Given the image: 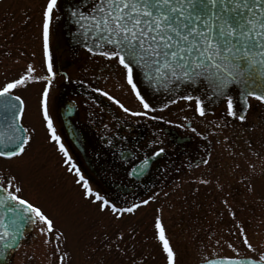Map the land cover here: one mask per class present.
I'll return each mask as SVG.
<instances>
[{
    "label": "rangeland",
    "instance_id": "rangeland-1",
    "mask_svg": "<svg viewBox=\"0 0 264 264\" xmlns=\"http://www.w3.org/2000/svg\"><path fill=\"white\" fill-rule=\"evenodd\" d=\"M45 1L0 0V85L23 73L28 64L34 66L36 76L48 75L41 51V15ZM53 41L52 37L50 42ZM82 54L81 59L85 60L76 66L68 64L69 72L75 78H83L82 82L92 89L90 91L97 85L103 87L96 82L97 69L92 68L91 63H84L92 57L86 59L85 53ZM44 85L46 81L37 79L14 91L25 101L22 121L32 140L21 158H0V177H18L23 196L41 206L54 219L56 227L66 233V242L62 244L63 251L69 253L66 264H166L161 245L154 238L157 216L177 253L176 264H198L212 257H236L225 243L229 240L237 245L241 256L256 257L264 250V103L250 98L246 119H233L237 127L232 130L227 124L225 101L214 105L204 116L199 115V122L205 121L202 128L210 126L214 133L210 163L184 175L179 174L183 172L179 167L169 168L153 188L129 196L123 204L117 203L126 206L155 197L134 214H125L117 221L82 198V189L75 183V172L67 170L58 148L48 138L40 117V92ZM78 101L82 110L91 112L99 108L88 97ZM105 101L128 119L133 117L108 99ZM121 102L132 111H142L133 106L130 99L123 98ZM49 105L54 118L52 98ZM105 110L106 107L101 109L100 113H104L101 118L109 123ZM109 124L115 126L116 121ZM120 126L117 132L130 137ZM248 178H251L252 191L246 188ZM201 180L209 182L203 184ZM225 200L228 205L223 203ZM228 206L236 211L237 220L245 224L256 253H249L230 235ZM121 231L125 234L121 250L116 249L115 243L111 249L106 247L108 240L115 241V234ZM30 234L12 253L10 264H57L52 248L43 243L44 237L35 229L30 230Z\"/></svg>",
    "mask_w": 264,
    "mask_h": 264
},
{
    "label": "snow or ice",
    "instance_id": "snow-or-ice-1",
    "mask_svg": "<svg viewBox=\"0 0 264 264\" xmlns=\"http://www.w3.org/2000/svg\"><path fill=\"white\" fill-rule=\"evenodd\" d=\"M57 4L58 0H47L42 11L43 56L49 75L36 76L34 66L28 64L23 73L0 85V100L4 102L2 106L10 115L6 124L8 132H0V158H21L32 140L28 134L29 129L24 128L21 123L25 101L20 95H14V91L37 79L46 81L42 92L41 114L48 138L58 145L65 158L64 163L69 166L67 170L75 172V183L82 189V198L95 204L100 213H108L119 221L125 214H134L155 197L150 196L140 203L126 206L112 202L92 188L72 162L57 134L49 111V90L56 76L49 49V35ZM72 15L78 17L77 23L80 24L84 40L91 38L93 42V46L85 44L87 51L116 61L126 85L130 86L131 92L145 110L155 109L150 107L137 86L134 66L141 67L145 78L153 84L160 81L179 83L207 79L214 86L213 95L226 100L227 115L241 121L246 117L235 111L234 98L226 92L230 85L241 86L245 104L249 98L264 103V0H96L95 7L88 15L77 11H73ZM93 91L106 97L125 113L133 116L148 115L147 111H132L108 91L100 88ZM181 98L186 101L195 99V111L200 116L205 115V107L199 97L185 95ZM151 119L162 120L163 117L153 116ZM191 130L196 131L195 128ZM163 152L164 149L160 148L153 156H159ZM201 163L208 165L210 160L203 158ZM148 164L149 159L145 158L139 168L133 169V173H143ZM248 179L246 188L252 191L251 178ZM208 182L200 181L203 184ZM223 203L228 205L227 200ZM0 209L4 210L0 212V246L4 251L12 249L25 227L31 226L44 237L43 243L52 248L57 256V264H66L69 253L62 249L66 233L56 227L54 219L41 206L23 196V186L18 177H0ZM227 215L231 218L227 225L230 235L236 237L240 246L249 253H256L257 249L245 224L237 220L236 211L228 206ZM124 238L125 234L121 231L115 234V241L108 240L106 247L111 249L115 243L119 251ZM154 238L161 245L166 264H176L177 253L165 234L159 216L154 221ZM216 243L219 244L220 241L217 240ZM225 243L236 254V258L206 259L205 264H264V250L256 257L241 256L234 242L229 240ZM2 255L0 253V257Z\"/></svg>",
    "mask_w": 264,
    "mask_h": 264
},
{
    "label": "flooded vegetation",
    "instance_id": "flooded-vegetation-1",
    "mask_svg": "<svg viewBox=\"0 0 264 264\" xmlns=\"http://www.w3.org/2000/svg\"><path fill=\"white\" fill-rule=\"evenodd\" d=\"M46 3L47 0L44 6ZM58 18L59 11L56 7L50 23L49 35V49L52 56L53 70L56 73L49 90V99L52 98L56 112V117H52V119L57 134L68 150L72 162L80 169L92 188L111 199V201L113 200L112 202L123 204L129 196L141 190L153 188L158 180L168 172L169 168L179 167L183 170L179 174L184 175L191 173L198 167L205 166L201 163V160L203 158L210 160L214 133L210 126L202 128L205 121L199 122V114L195 111V99L186 101L177 96L174 99L175 103H172L173 100H171L163 104L162 102H154L144 96L150 107L155 110L143 109L131 92L130 86L126 85L122 70L115 60L110 61L98 54L94 55L89 53L87 49L72 50L59 41V32L56 28ZM52 37L54 41L50 42ZM41 51L43 52V44L41 45ZM82 53H85L84 58L86 59L92 57L84 63H91L90 66L97 69L96 82L103 85L105 90L99 85L95 88L108 91L120 101L123 98L127 101L130 99L133 106L141 109V112L147 111L148 115L137 117L132 115L133 117L128 119L120 111L119 113L115 111L112 104L105 101L106 97L98 92L99 95L95 94L94 91H90L92 89L85 82H82L83 78L73 77L66 66L68 64H71L69 66H76L82 60H85L81 59ZM43 61L44 67H46L44 56ZM83 68L86 70L87 67ZM57 73L60 76L57 77ZM108 80H110L109 83H107ZM44 87L45 85L42 88ZM42 92L43 90L40 92L41 102ZM14 94L19 95L15 92ZM86 97L95 102L99 107L98 110L90 112L85 109L82 110V106L79 107L78 99ZM71 102L74 103V106L69 105L68 108L66 104ZM165 104L168 106L164 107ZM103 107H106L105 111L106 115H109V123L110 121H116L115 126L105 122V118H101V114L104 115L103 112L100 113ZM213 107H205V112L211 111ZM73 108L74 110H72ZM117 108L120 109L118 106ZM248 108L249 105L242 115H246ZM63 110L67 111L65 117L62 115ZM40 111L42 113V107H40ZM235 111L241 115L239 109H235ZM225 115H227L226 111ZM123 116L124 120H122ZM153 116L163 117V119H151ZM40 117L43 121L42 114ZM226 118L230 130L235 129L237 123H234L233 119L236 121L238 118L228 115ZM21 123L24 126L23 121ZM66 123H70L75 142L68 135ZM120 124L126 132L131 134L130 137L117 132ZM43 125L46 129L44 121ZM180 125H183V127H180ZM192 128H195L196 131L193 132ZM144 138H147L146 142ZM142 141L145 143L143 144ZM54 145L58 148V145L55 143ZM160 148H163L164 152L151 163L146 176L139 178L140 174L133 173L137 163L145 158L153 157L154 152ZM58 152L64 163L65 158L60 153L59 148ZM197 165L199 166L197 167ZM67 167L69 166L67 165ZM30 235L29 231L25 239Z\"/></svg>",
    "mask_w": 264,
    "mask_h": 264
},
{
    "label": "water",
    "instance_id": "water-1",
    "mask_svg": "<svg viewBox=\"0 0 264 264\" xmlns=\"http://www.w3.org/2000/svg\"><path fill=\"white\" fill-rule=\"evenodd\" d=\"M96 0H59L58 7L60 11V19L58 21V29L59 32V41L63 44L69 46L72 50H79L81 48H86L87 46H93V42L91 38L87 41L84 40L82 35V29L80 24L77 23L78 17H74L72 15L73 11L83 12L85 15H88L92 12V9L95 7ZM87 49V48H86ZM96 52L99 49H94ZM135 81L137 83L138 88L141 90V93L144 94L147 98L154 102H166L170 101L177 96H185L191 95L193 97H199L203 99L205 103L213 104L216 103L224 98L219 96L213 95V88L214 86L209 83L207 79L200 78L197 79L195 82H185L181 81L179 83L167 82V81H160L156 83H149V81L145 78L144 70L141 67H135ZM228 94H231L236 101L237 104L242 109H245L247 104L244 103L243 97L241 95L242 88L240 85H230L228 89H226ZM3 101L0 100V132H8L6 124L8 120H10V115L7 110L2 106ZM69 108V105L74 106V103L71 102L70 104H66ZM18 107V104H17ZM67 108V110H68ZM74 110V108L72 109ZM67 112V111H66ZM64 110L62 111L63 117H65ZM67 132L72 141L73 132L70 126V123H66ZM9 134H11L9 132ZM75 142V141H74ZM77 145V144H76ZM78 146V145H77ZM156 157L149 158V164L144 167L143 176L146 175L149 171L150 163ZM141 162L135 167L139 168ZM3 209H0V212H3ZM31 226H26L23 234L19 237L18 242L12 249L4 251L2 246H0V253H3L2 257H0V264H10V258L12 253L18 249L21 244L22 239L25 236V233L30 229ZM219 258H212L209 260L220 259ZM199 264H205V261L200 262Z\"/></svg>",
    "mask_w": 264,
    "mask_h": 264
}]
</instances>
